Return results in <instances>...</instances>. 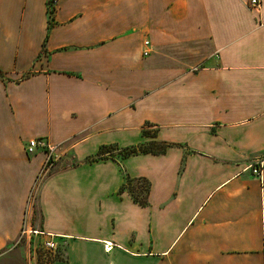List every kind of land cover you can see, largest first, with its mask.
I'll use <instances>...</instances> for the list:
<instances>
[{
    "label": "crops",
    "instance_id": "crops-1",
    "mask_svg": "<svg viewBox=\"0 0 264 264\" xmlns=\"http://www.w3.org/2000/svg\"><path fill=\"white\" fill-rule=\"evenodd\" d=\"M46 1L0 0V256L26 227L64 245L51 264H264V0H55L52 24ZM145 127L163 154L83 162ZM32 138L74 159L33 219Z\"/></svg>",
    "mask_w": 264,
    "mask_h": 264
},
{
    "label": "trees",
    "instance_id": "trees-1",
    "mask_svg": "<svg viewBox=\"0 0 264 264\" xmlns=\"http://www.w3.org/2000/svg\"><path fill=\"white\" fill-rule=\"evenodd\" d=\"M55 0H47V13L49 18V24H52V18L54 13V6L52 5ZM146 126H150L146 124ZM142 135L150 137L151 140L148 142H139L137 144L119 148L116 145H101L94 155L88 156L84 159V163H93L107 158L122 160L126 157L138 154H163L167 147L171 146L170 143L164 141L155 140L156 130H150L146 127L142 130ZM154 147V148H152ZM117 152L114 153L113 151ZM149 182L147 179L131 178L124 173V181L121 184L118 193L127 191L133 198V201L140 206H145L147 203V197L149 193Z\"/></svg>",
    "mask_w": 264,
    "mask_h": 264
},
{
    "label": "rangeland",
    "instance_id": "rangeland-1",
    "mask_svg": "<svg viewBox=\"0 0 264 264\" xmlns=\"http://www.w3.org/2000/svg\"><path fill=\"white\" fill-rule=\"evenodd\" d=\"M150 129L152 130L153 128ZM113 152L116 153L117 151L114 150ZM61 155L60 152L57 150V157L55 163L58 162L59 163L58 166L64 167L74 162L73 161L74 159H72L71 156H67L68 158L63 159ZM53 167L54 166H52L46 174L44 172H41L40 174L39 172V179H38L39 181H37V183L33 187V191L31 193V196L29 197V202L32 205V211H33V214H31L32 219L38 217L36 202H37V190L39 188V183L44 178V176H46L52 170ZM24 240L25 239L23 236L19 237V239L16 240L18 241L16 245H12L9 248L6 247L3 250L4 253L0 256V264H25L26 255H24L25 254L24 253L25 248L23 246ZM12 244H14V242ZM27 255L30 264H51V262L54 259L65 257V247L61 242H58L57 251L54 254H50L48 251L44 250L41 247V242L40 239L38 238V235H31V237L28 240Z\"/></svg>",
    "mask_w": 264,
    "mask_h": 264
},
{
    "label": "built area",
    "instance_id": "built-area-1",
    "mask_svg": "<svg viewBox=\"0 0 264 264\" xmlns=\"http://www.w3.org/2000/svg\"><path fill=\"white\" fill-rule=\"evenodd\" d=\"M247 6L252 10H257L260 7V0H246ZM148 41H144L145 48L143 49L142 55L147 56L149 54L148 49ZM60 145H51L45 139L42 138H32L27 142L26 151L27 153H33L37 149H41L44 151V160L41 166V172L45 174L49 171V169L54 165L57 157V150ZM251 171L253 174L261 176V171L263 168V161H259L256 164L250 165ZM27 232L33 235H41L42 233H38L37 231L28 230L25 227L21 229L20 237L25 236ZM41 247L48 251L50 254H54L57 251L58 243L50 236L41 242Z\"/></svg>",
    "mask_w": 264,
    "mask_h": 264
}]
</instances>
